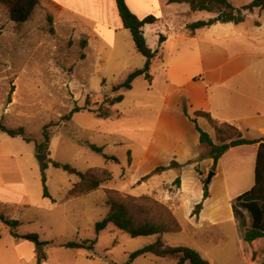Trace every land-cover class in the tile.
<instances>
[{
    "label": "rangeland",
    "instance_id": "obj_1",
    "mask_svg": "<svg viewBox=\"0 0 264 264\" xmlns=\"http://www.w3.org/2000/svg\"><path fill=\"white\" fill-rule=\"evenodd\" d=\"M230 1L241 9L255 0ZM126 2L139 19L151 15L160 19L153 27L144 29L147 43L154 53L162 46L160 34L179 31L187 22L193 24L217 16L207 12H187L188 5L169 4L168 0ZM247 17L264 20V10L247 13ZM230 26L232 29H228ZM230 26L220 24L217 28L200 32L201 41H207L203 43V65L198 64L192 71L195 80H199L208 66L220 68L217 72L220 74L230 69V65L238 64L254 66L250 70L262 71L264 78L263 51L253 50L252 57L235 59L226 53L232 46L236 50L244 29L256 32L254 21ZM188 43L195 45L194 42ZM168 49L164 47V57L161 55L155 61L156 70L152 74L155 83L141 76L133 83L132 90L114 92L115 86L124 83L129 74L144 68L146 63L144 56L136 50L130 31L123 26L116 0H41L31 19L20 25L10 20L9 5L0 3V125L12 130L24 128L25 136L32 140L27 142L20 136L12 138L0 128V170L4 180L12 184L9 191L0 194L3 202L0 214L21 223L16 230L20 236L37 234L42 242L47 243L38 249L31 241L14 237L12 229L0 223V264H126L131 253L153 243L156 236L132 238L113 225L97 233L96 224L109 214L111 199L126 202L138 223L148 219L170 226V209L159 196L148 195L145 188H140L144 195L130 202L127 197L134 196L119 191L140 179L141 174L150 175L141 178L145 183L150 178L155 185L166 182L167 192L180 187L175 184L180 178L176 170L154 175V168L145 166L140 170L133 162L134 154L142 155V148L161 113L163 63L169 60ZM191 55L192 59L185 56L183 60H193V53ZM178 59H182L181 55L176 57ZM206 82L214 80L206 76ZM196 85L199 88V84ZM188 93L186 90L181 95ZM121 95L124 96L123 102L112 107L107 103V99ZM75 107L81 111L69 119ZM101 108L111 109L113 117H97ZM46 126L50 144L39 151L38 145L44 143ZM223 129L229 130L227 127ZM89 145L104 147L105 153L117 157L118 162L106 160ZM38 155L47 158L40 161ZM54 161L88 174V182L81 183L76 175L54 167ZM44 166H47L45 183ZM110 175L112 180L90 192L92 195L81 198L72 206L66 203L69 199L81 197L72 192L76 184L81 187L77 189L79 192L88 189L91 181H103ZM208 176L203 177V186L207 184ZM22 183L26 185V196L19 186ZM211 184L212 203L216 204L225 198L224 176L215 178ZM45 188L49 197L44 195ZM113 191L119 192L121 198ZM195 210L199 209L196 207ZM222 233L217 234L216 247L208 244L206 249L213 251L217 264H243L236 261L237 243L233 229L224 227ZM164 239L184 241L182 236L172 238L165 235ZM86 240H96L93 250L64 247L70 242ZM219 245L222 248H217ZM224 250L232 253V261H225L228 252ZM136 264L172 263L146 255Z\"/></svg>",
    "mask_w": 264,
    "mask_h": 264
},
{
    "label": "crops",
    "instance_id": "obj_2",
    "mask_svg": "<svg viewBox=\"0 0 264 264\" xmlns=\"http://www.w3.org/2000/svg\"><path fill=\"white\" fill-rule=\"evenodd\" d=\"M57 4L62 6L61 3ZM187 12L192 11L189 9ZM247 20L254 21L256 32L244 29L240 34L242 41L236 44V50L234 46L226 50L227 54L232 55L231 59L241 56L252 57L253 50L255 52L263 51L262 57H264V20L247 17L241 25H246ZM157 23L146 26L153 27ZM220 24L222 23L190 32L187 29L189 25L187 22L186 26L179 31L169 30L166 34H163L166 41L156 51V57L153 59L150 69V74L154 75L156 59L161 55L163 56L162 50H164V47L169 48V60L163 63L165 69L164 99L161 113L158 115L146 146L142 148V155L139 157L132 153L134 166L140 170L145 166L156 170L161 167L169 168L173 163H176L178 167L169 170H176L179 173L180 187L175 191L167 192L164 186L166 182L155 185L151 183L152 178H150L148 183H145L141 178L144 179L146 176L141 174L140 179L142 181L135 179L132 184L119 191L134 197H140L144 195L143 192H140V188H145L148 195L155 194L159 196L161 201L169 207L180 224L181 231L164 234L162 239L166 245L171 247L186 246L195 249L209 264H217L216 258L212 254L213 251L209 252L206 247L208 244L216 247L217 234L222 233L223 228L229 226L234 231V239L237 243L236 261L240 260L243 264H246L255 252L257 257L255 264H262L264 263V238L253 242L249 246L244 241V229L233 210L235 200L250 191L256 184L258 152L260 144H264V78L262 77V71H251L250 69L255 68L254 66L238 64L230 65V69L220 74L217 73L220 68L208 66L203 70V75L199 80H195L192 74L198 64L203 65V43L206 44L207 39H203L202 42L200 32L206 29L212 30ZM231 24L234 25V23L224 25L230 26ZM169 25L172 26V23L169 22ZM235 25L241 26L240 24ZM146 26L144 29H146ZM228 29H232V26ZM209 37L211 38L212 35H209ZM188 42H194L195 45L192 46ZM205 44V49H207L208 47ZM89 48H91L90 41ZM192 53L193 60H183L185 56L192 59ZM176 55H181L182 59L176 60ZM210 59H212V56ZM206 76H210V79L214 82H206ZM152 81L155 83V77ZM196 84H199V88ZM200 86L203 87V90ZM186 90L190 93L182 96L181 93ZM201 113L209 114L219 124L227 123L235 126L244 139L259 141L260 143L231 148L219 159L217 164L212 158L199 160L201 153L203 151L207 153L209 148L201 143L198 127L208 133L217 144L215 129L207 118L201 116ZM215 166V176L211 183L214 182L215 178L223 175L226 194L225 198H221L216 204H213L212 184L209 186L210 197L204 199L202 179L207 177ZM166 172L154 175H163ZM11 185L4 180L0 170V194L3 191H9L12 188ZM19 186L24 192L23 195L26 196V185L22 183ZM90 195L92 194L72 198L66 203L69 202V206H72L81 198ZM2 203L0 195V204ZM200 204H202L201 210L198 214H194L196 207ZM245 215L248 224H250V215L247 212H245ZM165 235H170L172 238L182 236L184 241L174 242L175 239L168 241L164 239ZM158 238L156 236L153 243ZM218 247L222 248V245ZM224 251L228 252L224 257L225 261H232V253L229 250ZM139 258L133 264H136ZM158 259L178 264L175 259Z\"/></svg>",
    "mask_w": 264,
    "mask_h": 264
},
{
    "label": "trees",
    "instance_id": "obj_3",
    "mask_svg": "<svg viewBox=\"0 0 264 264\" xmlns=\"http://www.w3.org/2000/svg\"><path fill=\"white\" fill-rule=\"evenodd\" d=\"M41 0H0L1 4H7L10 7V20L16 24H24L28 22L35 10L40 5ZM169 4H187L190 7V10L193 13L196 12H207L211 14H216L217 16L209 20L198 21L193 24H189L187 28L191 32L196 30L209 28L218 23L227 24H241L246 20L247 13H253L255 9H264V0H255L251 4L242 7L241 9L236 8L230 0H168ZM117 10L122 20L123 26L126 30L130 31L132 35L133 42L135 44L136 50L145 57L146 63L144 68L136 70L129 74L127 80L114 87V92H119L122 89L132 90L133 83L135 80L141 76H144L148 81L152 83V75L150 74V69L153 59L156 57L154 51L149 47L144 28L146 25H152L159 21L155 16H148L144 19H139L128 7L126 0H116ZM52 21V18H49ZM166 41V37L163 34H160L159 43L160 45ZM124 100V96H118L116 98L107 99V103L112 107L117 103H121ZM11 103V100L9 101ZM81 108L75 107V109L70 113L69 119L75 113H79ZM114 112L109 110L99 109L97 117L102 119L112 118ZM201 116H204L209 120L211 125L216 131V142L211 138V136L204 132L198 127L200 132V140L203 145H206L209 148V151L206 153L203 151L199 157V160H205L207 158H212L215 161V164L222 158L226 152L231 148L243 146V145H252L258 144L259 141H248L244 139L240 131L230 124L224 123L219 124L207 113H201ZM223 127H227L229 130L224 131ZM1 130L9 135L12 138L22 137L25 141L31 142L32 140L25 136L24 128H19L18 130H12L4 125H0ZM231 130V131H230ZM228 134V135H226ZM50 133L48 127H45L44 131V143L38 145V150L43 151L44 147L50 144ZM91 150L101 154L106 160L118 162V158L115 156H109L105 153L104 147H98L96 145H89ZM54 167L64 170L70 175H76L81 179L82 182H88V174L82 173L70 165H64L59 162L52 163ZM178 167L176 163H173L171 167L157 168L154 171V174L163 173L169 169ZM43 168V180L46 182L45 169ZM216 170V166L213 168V171ZM150 175L144 177V179L149 178ZM112 180L111 175L108 176L103 181H91L90 187L86 190L77 191L78 188H81L78 184L75 185L73 194L76 196L88 195L90 192L99 189V187L104 183ZM207 183V181H206ZM175 184L180 185L181 179L177 178ZM210 184L204 185V199L210 197L209 187ZM71 192V193H72ZM117 197L121 198L119 192L113 191ZM72 194V195H73ZM45 197H49L47 188H45ZM128 201H135V197H127ZM111 209L109 214L101 221L96 224V232L100 233L106 230L110 225L115 226L118 230L123 231L129 234L132 238H141V237H151L158 236V240L148 245L136 252L130 254V259L126 264H133L136 259L146 255H154L162 259H175L178 264H209L203 256L196 251L195 249L178 246L171 247L166 245L162 237L164 234L168 233H178L181 231V226L178 223L175 216L170 211V226L163 223L156 224L154 222L146 219L144 223H138L129 210V205L124 201H117L111 199L110 201ZM199 210H195L194 214H198L202 208V204L198 205ZM233 210L235 216L239 219L241 227L244 229V241L251 246L253 242L264 238V144H260V149L258 152L257 158V167H256V184L248 192L239 196L234 204ZM245 212H247L251 217V222L248 224ZM0 223H3L12 229V234L18 239H25L31 241L39 249L45 246L47 243L40 240L39 235L29 234L25 236H20L16 230L20 227L21 223L17 220H11L6 216L0 214ZM1 237V236H0ZM96 240H86L81 242H70L64 245V247L69 249H83V250H93L96 245ZM45 259V256H42ZM257 261L256 253L253 252L251 260L246 264H255ZM264 264V263H262Z\"/></svg>",
    "mask_w": 264,
    "mask_h": 264
},
{
    "label": "water",
    "instance_id": "obj_4",
    "mask_svg": "<svg viewBox=\"0 0 264 264\" xmlns=\"http://www.w3.org/2000/svg\"><path fill=\"white\" fill-rule=\"evenodd\" d=\"M38 158L40 159V161H44L47 158V156L46 155H38ZM214 176H215V172L212 171L207 178V184H211Z\"/></svg>",
    "mask_w": 264,
    "mask_h": 264
}]
</instances>
